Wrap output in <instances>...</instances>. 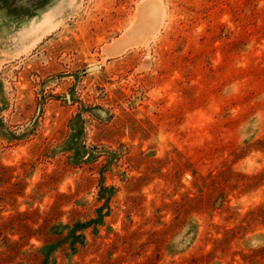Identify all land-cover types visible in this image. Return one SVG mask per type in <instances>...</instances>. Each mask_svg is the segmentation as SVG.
<instances>
[{
	"label": "rangeland",
	"instance_id": "1",
	"mask_svg": "<svg viewBox=\"0 0 264 264\" xmlns=\"http://www.w3.org/2000/svg\"><path fill=\"white\" fill-rule=\"evenodd\" d=\"M0 264H264V0H0Z\"/></svg>",
	"mask_w": 264,
	"mask_h": 264
},
{
	"label": "water",
	"instance_id": "2",
	"mask_svg": "<svg viewBox=\"0 0 264 264\" xmlns=\"http://www.w3.org/2000/svg\"><path fill=\"white\" fill-rule=\"evenodd\" d=\"M94 69H95V68H90L89 70L92 71V70H94Z\"/></svg>",
	"mask_w": 264,
	"mask_h": 264
}]
</instances>
